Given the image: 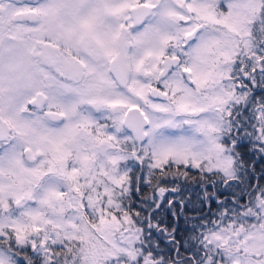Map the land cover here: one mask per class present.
I'll use <instances>...</instances> for the list:
<instances>
[{
	"label": "snow or ice",
	"instance_id": "snow-or-ice-1",
	"mask_svg": "<svg viewBox=\"0 0 264 264\" xmlns=\"http://www.w3.org/2000/svg\"><path fill=\"white\" fill-rule=\"evenodd\" d=\"M0 264H264V0H0Z\"/></svg>",
	"mask_w": 264,
	"mask_h": 264
},
{
	"label": "trees",
	"instance_id": "trees-1",
	"mask_svg": "<svg viewBox=\"0 0 264 264\" xmlns=\"http://www.w3.org/2000/svg\"><path fill=\"white\" fill-rule=\"evenodd\" d=\"M181 232L183 234V222H181Z\"/></svg>",
	"mask_w": 264,
	"mask_h": 264
}]
</instances>
